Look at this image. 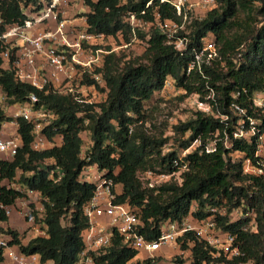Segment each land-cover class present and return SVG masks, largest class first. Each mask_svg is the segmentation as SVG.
Returning a JSON list of instances; mask_svg holds the SVG:
<instances>
[{
  "label": "trees",
  "instance_id": "trees-1",
  "mask_svg": "<svg viewBox=\"0 0 264 264\" xmlns=\"http://www.w3.org/2000/svg\"><path fill=\"white\" fill-rule=\"evenodd\" d=\"M85 5L89 10L88 32L112 36L120 43L118 35L124 43L132 37L125 22L129 14L145 21H152L157 15L160 21L182 24L175 10L160 0H85ZM0 16L5 23H12L22 15L15 2H0ZM137 36L147 38L142 57L120 65L115 53L106 56L103 67L96 70L104 82L102 88L84 76L82 83L94 84L104 95L94 105L19 83L11 71L1 68L0 59V90L5 104H20L35 94L37 107H45L56 115L42 133L49 141L61 138L58 146L33 151L31 126L22 119L16 120L20 148L12 159L0 160V233L9 235V246L20 253L38 255L41 264H75L83 250L82 235L88 226L83 207L94 193L93 184L81 183L78 178L83 167L96 165L119 186L116 202L139 211L144 224L140 232L152 229L147 235L152 240L162 224L186 217L192 204L197 205V216H206L204 209L208 206L224 207L227 213L237 208L252 212L257 223L253 233L242 231L244 220L232 223L221 217L217 223L236 236L243 254L228 264H264V179L243 170L246 160L257 165L259 157L255 154L260 137L264 136V107L253 104L256 94H264V0H215V6L201 19L191 18L177 32V36L186 39L182 51L168 45L154 27L137 31ZM206 42L214 44L215 56L208 57V52L203 51ZM196 57L199 65L188 73ZM167 81L183 92L176 97L177 101L195 94L209 103L212 114L195 110L186 121L174 126L177 149L164 153L169 139L161 133L149 134L144 122L145 103L159 94ZM209 95L213 98L206 99ZM233 104L244 115L238 116ZM247 118L256 122L255 134L248 139L234 138L240 119L244 129H248ZM10 121L0 109V123ZM86 131L88 146H84L81 135ZM186 133L188 137L181 139ZM188 149L190 152L181 157ZM52 169L62 172L59 181L49 179ZM142 172L172 176L149 188L138 177ZM4 180L16 181L24 192L34 191L43 197L40 220L46 228L45 237H35L24 244L20 233L7 226L9 217L3 208L27 196L5 188L1 185ZM31 214L35 216L34 212ZM187 243L192 244V264H217L224 260L213 257L215 250L193 234L185 236L181 248H186ZM135 256L120 237L114 236L98 264H129ZM1 263H5V257L0 251Z\"/></svg>",
  "mask_w": 264,
  "mask_h": 264
},
{
  "label": "built area",
  "instance_id": "built-area-1",
  "mask_svg": "<svg viewBox=\"0 0 264 264\" xmlns=\"http://www.w3.org/2000/svg\"><path fill=\"white\" fill-rule=\"evenodd\" d=\"M0 2H15L22 15L12 23H5L0 16V59L4 71H11L17 82L27 84L39 92L70 95L80 104L94 105L103 100L104 95H99V100L88 98V94L96 97L100 90L94 84L82 83L84 76H88L99 88H102L104 82L96 70L103 67L106 56L115 53L118 49L126 48L130 42L128 44L122 42L121 35H118L117 37L121 39L119 47L100 48L113 37L88 32L86 14L89 10L85 0H0ZM160 2H167L175 10L182 18L181 25L170 20L160 21L157 15L152 21H145L129 14L125 22L133 38L136 37L137 31L154 27L164 35L166 43L178 51H182L186 43L184 37L177 36V32L184 29V23L191 18L201 19L204 13L215 6V0H160ZM203 51L208 52V57H212L215 56L216 50L212 42H206ZM198 59L196 57V62L188 67V73L195 65H199ZM168 86L173 87L176 95L183 93L170 81L165 83L163 89ZM189 97L194 99L195 110L212 114L209 103L200 100L195 94ZM211 98L212 95L206 97V99ZM37 103L38 98L32 94L23 103L5 104V95L0 90V109L5 117L11 119L10 122L0 123V156L4 158L3 160L12 159L20 148L21 140L16 132L17 119H22L31 126L30 147L33 151L40 152L60 145L55 139L47 140L42 133L44 128L54 122L56 115L45 107H37ZM253 104L259 108L264 107V94H256ZM232 109L238 116L244 115V111L234 104ZM221 118L224 119L223 116ZM247 123L249 127L245 130L243 119L237 122L234 138L247 139L255 134L256 122L247 118ZM8 126L13 129L7 131ZM263 138L264 136L260 137L261 142L255 154L259 157L257 165L253 166L249 160H246L244 169L248 174L261 176L264 179ZM189 152L190 149L183 151L181 157ZM174 164L177 166L178 162ZM181 169H185V165ZM106 174L96 165L83 167L80 172L79 182L93 184L94 193L83 207V215L87 219L88 226L82 235L83 250L75 264H98V258L111 246L114 236L120 237L123 245L136 253L135 258L131 260L136 264L146 261L150 264H192L190 259L192 244L187 243L186 248H181L187 234H193L198 241L213 248L215 250L213 257L224 259L217 264H228L233 259L243 257V254L236 242V236L221 229L217 219L226 217L228 222L232 223L244 220L243 232L253 233L257 229L255 215L250 211L237 208L227 213L224 207L208 206L204 209L206 216H197V205L192 204L186 217L181 221L162 224L156 239H149L147 235L152 229L146 233L140 232L144 224L140 220L139 211L128 204L116 202L119 186ZM144 175L147 179L154 176L157 182H163L172 176L154 175L150 172L142 176ZM62 176L59 169L48 172L49 179L54 182L59 181ZM3 186L24 192L20 185H14L6 180ZM148 186L153 187L151 182H148ZM24 193L28 199L37 198L40 203L44 200L34 191ZM24 199L17 200L11 207L3 208L5 214L11 218L17 207L19 212H16V215L18 217L22 215L24 220L27 218L26 224L31 228L29 232L31 239L45 237V225L41 223V229L35 226L32 212ZM9 241V235L0 233V251L7 264H41L38 255L22 254L16 247L9 246ZM130 262L129 264H132Z\"/></svg>",
  "mask_w": 264,
  "mask_h": 264
},
{
  "label": "rangeland",
  "instance_id": "rangeland-1",
  "mask_svg": "<svg viewBox=\"0 0 264 264\" xmlns=\"http://www.w3.org/2000/svg\"><path fill=\"white\" fill-rule=\"evenodd\" d=\"M146 40H147L146 37L145 39H141L136 34V37L131 39L129 45L126 48L116 50L115 55H117V57L120 59V65L125 61H130V60L134 61L136 59L141 58L146 48ZM120 45L121 43L117 38L114 39L112 38L106 41L104 45H101L100 48L102 49L115 48V47H119ZM99 95H102L101 92L98 93L96 97H93V95L88 94V98L93 100H99L98 98ZM178 96L179 94L177 95L175 94L173 87L168 86L167 88L163 89L162 92L154 95L148 102L145 103V113L147 119L144 122V129L147 130L149 134L158 135L159 133H161L163 137L169 139V141L163 148L164 153L177 149V143H175V140L173 139L175 138L173 127L176 126L178 123H182L186 121L188 117L192 116L195 111L193 97H187L184 101L179 102L176 100V97ZM7 129H8L7 131H11L13 128L11 126H8ZM81 135L84 141V146H88L89 132L88 131L83 132ZM187 137L188 134L186 133L185 135H183V137H181V139L184 140ZM56 143L59 144L61 143L60 137L56 138ZM197 145L198 144L195 143L193 147L196 148ZM45 164H49V162H46ZM245 166H246V161L243 162V170L245 173H247L246 170L244 169ZM146 173L142 172L138 174L139 179L145 183L146 187H149L148 182H151L153 187H156L162 183L155 181L154 176L151 177L150 179L149 178L147 179L145 175L142 176L143 174ZM13 184L18 185L16 181H14ZM24 202L27 204V206H29L31 212L35 213L36 218L35 216L32 215V217L35 220V226L41 229L40 218L43 215L42 203H40L39 199L37 198H29V199L27 198L24 199ZM16 212H19L17 207H15L14 214H12L11 216V220H12L11 224L13 225L12 228H15L16 225H21L22 227H24L20 235H21V240L24 239L25 240L24 242L27 243L31 239L30 238L31 234H29L31 228L27 226L26 220L23 219L22 215L18 217L16 215ZM4 264L7 263L5 262ZM132 264H136L135 261L132 262Z\"/></svg>",
  "mask_w": 264,
  "mask_h": 264
},
{
  "label": "crops",
  "instance_id": "crops-1",
  "mask_svg": "<svg viewBox=\"0 0 264 264\" xmlns=\"http://www.w3.org/2000/svg\"><path fill=\"white\" fill-rule=\"evenodd\" d=\"M0 159L3 160L4 158H3L2 156H0ZM4 183H5V180L1 182V185H4ZM11 223H12V220H11V218L9 217L8 225H7V226H9L11 229L17 230L19 233H21V231L24 229V227H22L21 225H16L15 228H12L13 225H12ZM5 226H6V224H3V227H5ZM30 238H31V237H30ZM24 241H25V240L22 239V242L25 244ZM1 264H2V263H1Z\"/></svg>",
  "mask_w": 264,
  "mask_h": 264
}]
</instances>
